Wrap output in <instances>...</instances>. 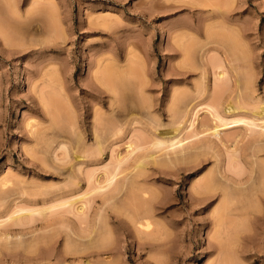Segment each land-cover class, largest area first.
Listing matches in <instances>:
<instances>
[{"label":"rangeland","instance_id":"rangeland-1","mask_svg":"<svg viewBox=\"0 0 264 264\" xmlns=\"http://www.w3.org/2000/svg\"><path fill=\"white\" fill-rule=\"evenodd\" d=\"M255 113L264 0H0V264H264Z\"/></svg>","mask_w":264,"mask_h":264},{"label":"bare ground","instance_id":"bare-ground-1","mask_svg":"<svg viewBox=\"0 0 264 264\" xmlns=\"http://www.w3.org/2000/svg\"><path fill=\"white\" fill-rule=\"evenodd\" d=\"M205 72H206V71H205ZM222 74H224V73H222ZM222 74L219 73V74L217 75V76H218V79L215 80V81H220V80H222V79H223V78H221V77H222ZM215 83H218V82H215ZM202 84H203V83H202ZM216 85H218V84H216ZM216 85H215V86H216ZM219 86H220V85H219ZM201 89H203L202 86H201ZM204 89H206V87H205ZM204 89H203V90H204ZM217 89H218V88H217ZM203 90H202V91H203ZM213 90H214V89H213ZM204 91H205V90H204ZM199 92H200V88H199ZM214 92H215V91H214ZM218 92H220V91H218ZM222 92H223V91H222ZM224 92H225V91H224ZM212 93H213V92H212ZM215 93H216V92H215ZM203 94H204V92H203ZM210 94H211V93H210ZM219 94H220V93H219ZM219 94L217 95L216 98H214V99H216L215 102L218 101V99H217L218 97H219V98L221 97V94H220V95H219ZM214 97H215V95H214ZM180 98H181V97H180ZM222 99H223V97H222ZM230 99H231V98H230ZM220 100H221V99H220ZM220 100L217 102V104H216L215 102H214V104H212V103H211V100H210L209 103H211V104H210V105H207V106L209 107V111H210V112H211V111L215 112V113L212 112V114H214V115H213L214 118L216 119V120H215V121H216V124H218V125H216V126L214 127V129H215V130H214V131H215L214 133H215V134L217 133L218 128H219V126H221V124H222V125H225V124H227V123L238 124V123H241V122H242V123H246V124H251V123H252V124L255 125V122H254V123H253V121H252V122H248V121H251V120H249V119H245V117H244V118H241V117H240V118H237V117H234L233 115H232V118H230V119L227 120V121H229V122H227L226 119H225L224 117H222V115L220 114L221 112L219 113V111H220L219 109H220V107L223 105L222 102H221ZM180 101L182 102V100H180ZM213 101H214V100H213ZM50 102H51V101H50ZM50 102H49V103H50ZM178 102H179V101H178ZM207 103H208V102H207ZM180 104H181V103H180ZM228 104H229V103H228ZM231 105H232V104H230V106H229V111L232 110V112H233L234 107L232 106V107H233V108H232ZM175 106H176V105H175ZM175 106H174V107H175ZM177 107H180V106H177ZM175 108H176V107H175ZM175 108H174V109H175ZM187 109H188V108H187ZM236 109H237V108H236ZM239 109H240V108H239ZM239 109H237L236 111H238ZM176 110H177V109H176ZM182 110H183V109H182ZM256 110H257V108H256ZM256 110H254V112H255ZM258 110H259V108H258ZM258 110H257V111H258ZM173 111H174V110H173ZM179 111H180V110H179ZM227 111H228V110H227ZM227 111H226V112H227ZM180 112H181V111H180ZM232 112H231V114H232ZM186 113H187V112H186ZM259 113H260V112H259ZM182 114H183V113H182ZM184 114H185V113H184ZM184 114H183V115H184ZM175 115H176V114H175ZM236 115H237V114H236ZM260 115H261V114H260ZM226 116H227V115H226ZM253 116H255V118L257 117V119L262 120V117L257 116V113H255V115H253ZM253 120H255V119L253 118ZM225 121H226V122H225ZM256 121H257V120H256ZM219 122H221V124H220ZM191 124L194 125V121H193ZM262 124H264V119L262 120ZM262 124H260V125L262 126ZM31 126H32V125H31ZM31 126H30V127H31ZM255 126H256V125H255ZM263 126H264V125H263ZM32 127H33V126H32ZM32 127H31V128H32ZM178 127H179V126H178ZM180 130H181V129H180ZM177 138H178V137H177ZM172 139H173V138H172ZM179 139H180V138H179ZM164 140H165V139H164ZM164 140H157L156 145L159 146V148H162L163 145H164V146L166 145L165 147H170V146H173V147H174V145H176V144L180 141V140H177V139H175V138H174V140H170V139H169L170 141L166 139L167 141H169V144H166L167 142H165ZM175 140H177V141H175ZM173 141H174V142H173ZM181 142H182V141H181ZM50 144H53V143H50ZM179 144H180V143H179ZM63 146H64V145H63ZM63 146H62V147H63ZM99 146H100V145H99ZM157 146H156V147H157ZM160 146H161V147H160ZM164 146H163V147H164ZM254 146H256V145H254ZM48 147H49V145H48ZM101 147H102V146H101ZM156 147H155V148H156ZM51 148H52V146H51ZM51 148H50V149H51ZM64 148H66V147H64ZM67 148H68V147H67ZM157 148H158V147H157ZM97 149H98V148H97ZM97 149H96L97 152L101 151V150H100L101 148L98 149L99 151H98ZM102 149H103V148H102ZM94 150H95V149H94ZM64 151H67V150H64ZM92 152H95V151H92ZM64 153H65V152H64ZM90 153H91V152H90ZM90 153H89V154H90ZM236 153H237V150L235 151V153H233V154H235V155H234V158H233V155H232V156L230 155V156H231V159H232V163H234L235 159H237V158L239 157V156H238V155H239V152L237 153L238 155H236ZM66 154H68V153H66ZM95 154H96V153H95ZM178 154H180V153H178ZM254 154H255V153H254ZM98 156H99V155H98ZM175 156H176V155H175ZM187 156H188V155H187ZM230 156H229V157H230ZM235 156H236V158H235ZM157 157H158V155H157ZM179 157H180V156H179ZM189 157H190V156H189ZM250 157H251V156H250ZM65 158H66V156H65ZM154 158H156V157H154ZM176 158H178V156H177ZM189 159H190V158H189ZM233 159H234V161H233ZM167 160H168V159H167ZM182 160H184V159H182ZM229 160H230V159H229ZM184 161H185V160H184ZM140 162H141V161H140ZM176 162H177V161H176ZM169 163H170V162H169ZM171 163H172V160H171ZM145 164H146V163H145V159H144V160H142V162H141L138 166H136V168H137L138 170H139V169H143V168H145V166H146ZM238 164H239V163H238ZM229 165H230V164H229ZM231 166H232V165H230L229 168H232L234 165H233L232 167H231ZM235 167H236V169H238V168H239V169H238L237 171H234L233 169H235ZM235 167L232 168V170H233L234 172H236V173H235L236 176H237L239 173L242 174L243 171H246V170H244L245 168H244L243 170L240 169V164H239V166H235ZM242 167H243V166H242ZM242 167H241V168H242ZM262 168H264V166H263V167L261 166V170H262ZM137 169H136L135 171H137ZM227 169H228V166H227ZM236 169H235V170H236ZM115 170H116V169H115ZM232 170H231V171H232ZM239 170H240V172H239ZM109 171L111 172V170H109ZM113 171H114V170H113ZM113 171H112L111 174H108V176H107V177H108V178H107V182H108V183H106V185H107V184L110 185V186L113 185V184L115 185L114 182H115V177H116V175H117V174H116L117 171H116L115 173H114ZM135 171H134V172H135ZM241 171H242V172H241ZM256 171H258V170H256ZM256 171L254 170L255 173H256ZM262 171H263V170H262ZM262 171H261V173H262ZM107 172H108V171H107ZM110 172H108V173H110ZM140 172H141V171H140ZM220 173H222V172L220 171ZM245 173H246V172H245ZM133 174H134V173H133ZM141 174H142V173H141ZM241 174H239V176H241ZM217 175H218V174H217ZM242 175H244V174H242ZM131 176H132V175H131ZM137 176H138V175H137ZM210 176H211V175H210ZM225 176H226V175H225ZM117 177H118V175H117ZM117 177H116V179H117ZM222 177H223V175H222ZM254 177H255V176H254ZM254 177H253V179H254ZM133 178H134V177H133ZM214 178H215V177H214ZM218 178H219V177H218ZM240 178H241V177H240ZM240 178L238 177V179H240ZM221 179H222V178H221ZM224 179H225V181H226V178H224ZM233 179H234V178H233ZM241 179H242V178H241ZM250 179H251V178H250ZM250 179H249V180H250ZM260 179H261V177H260ZM260 179H259V180H260ZM262 179H264L263 176H262ZM96 180H97V179H96ZM131 180H132V179H131ZM205 180H207V178H206ZM212 180H213V179H212ZM215 180H216V181L218 180L217 177H216ZM235 180H236V179H235ZM116 181H117V180H116ZM128 181H130V178H129ZM128 181H127V182H128ZM209 181H210V180H209ZM229 181H230V178L228 179L227 183H228ZM238 181H239V180H237V182H238ZM250 181H251V180H250ZM262 181H263V180H262ZM262 181H261V182H262ZM97 182H98V180H97ZM105 182H106V181H105ZM130 182H131V181H130ZM214 182H215V181H213V186H214ZM218 182H219V181H218ZM231 182H232V180L230 181V183H231ZM233 182H234V180H233ZM252 182L254 183V180L251 181V184L254 186V184H253ZM219 183H220V182H219ZM223 183H224V182H223ZM227 183H225L224 186L221 184L222 187H223V188H224V187H225V188H228V187H226ZM234 183H235V182H234ZM234 183H233V184L231 183V184L234 185ZM245 183H246V182H245ZM248 183H249V182H248ZM116 184H117V183H116ZM131 184H133V180H132V183H131ZM206 184H208V182H207ZM211 184H212V182H211ZM216 184H217V183H216ZM235 184H236V183H235ZM240 184H242V183H240ZM246 184H247V183H246ZM249 184H250V183H249ZM259 184H260V181H259ZM261 184H262V186L264 187V181H263V183H261ZM261 184H260V185H261ZM106 185H105V186H106ZM108 185H107V186H108ZM124 185H125V184H124ZM127 185H128V184H127ZM127 185H126V186H127ZM129 185H130V184H129ZM200 185H204V186H205V184H203V182H202ZM200 185H199V186H200ZM229 185H230V184H229ZM260 185H258V184L255 185V186H256V190H255V186H254V189H253V186H252V189L250 190V188H249L250 185H248L249 191H251V192L248 193V192H249V191H248V192H247V193H248L247 195L250 197L251 195H249V194H253L254 191H257V190L259 189V188H257V186H259V187L262 188V186H260ZM98 186H99V185H97V187H98ZM103 186H104V185H103ZM107 186H106V187H107ZM116 186H117V185H116ZM116 186H115V187H116ZM206 186H207V185H206ZM211 186H212V185H211ZM219 186H220V184H219ZM219 186L216 185V187H219ZM242 186H243V185H242ZM244 186H245V184H244ZM244 186H243V187H244ZM112 187L114 188V186H112ZM128 187H129V186H127L126 189H128ZM133 187H134V186H133ZM239 187H241V186L239 185ZM245 187H246V186H245ZM250 187H251V186H250ZM94 188H95V187H94ZM98 188H100V190H99V193H100V191H102L101 188H103V187H101V185H100ZM104 188H105V187H104ZM104 188H103V190H104ZM108 188H109V187H107L106 189H108ZM129 188H130V187H129ZM214 188H215V186H214ZM223 188H222V189H223ZM225 188H224V189H225ZM235 188H236V187H231V189H229V190L232 191V189H235ZM92 189H93V188H92ZM95 189H96V188H95ZM131 189H132V187H131ZM201 189H202V188H201ZM206 189H207V188H206ZM236 189H237V188H236ZM236 189H235V190H236ZM244 189H245V188H244ZM244 189H243V190H244ZM114 190H116V189H114ZM128 190H130V189H128ZM133 190H134V189H133ZM135 190H136V189H135ZM141 190H142V189H141ZM141 190H139L138 193H139ZM144 190H145V189H144ZM196 190H197V188H196ZM208 190H209V189H208ZM210 190H211V189H210ZM212 190H213V188H212ZM239 190H241V189L239 188ZM245 190H248L247 187H246ZM95 191H96V190H95ZM104 191H106V190H104ZM104 191H103V192H104ZM111 191H112V190H111ZM120 191H121V190H120ZM142 191H143V190H142ZM142 191H141V192H142ZM203 191H204V190H203ZM233 191H234V190H233ZM237 191H238V190H237ZM263 191H264V188H263ZM97 192H98V189H97ZM97 192H96V193H97ZM116 192H118V191H116ZM130 192H131V190H130ZM141 192H140V193H141ZM222 192H223V191H222ZM225 192H226V193H225ZM234 192H235V191H234ZM239 192H240V191H238L237 194H239ZM257 192H259V191H257ZM104 193H105V192H104ZM107 193H108V192H107ZM131 193H133V191H132ZM140 193H139V194H140ZM142 193H143V192H142ZM145 193H146V192H145ZM198 193H199V191H198ZM205 193H206V192H205ZM224 193H225L226 195L228 194L227 196H228V198H229V195H230V194L227 192L226 189H225ZM224 193H223V195H224V197H225V194H224ZM242 193H243V192H242ZM263 193H264V192H262V195H261V193H260V195L262 196V198H264ZM136 194H137V192H136ZM122 195H123V192H122ZM133 195H134V194H133ZM231 195H232V194H231ZM231 195H230V196H231ZM260 195L258 194V196H260ZM105 196H106V195H105ZM134 196H135V195H134ZM134 196H131V197H134ZM141 196H142V195H141ZM146 196H147V195H146ZM227 196H226V198H227ZM232 196H234V194H233ZM243 196H244V195H243ZM253 196H254V195H253ZM253 196H252L251 198H253ZM258 196H257V198H258ZM261 196H260V197H261ZM111 197H112V196H111ZM111 197H110V198H111ZM131 197H130V198H131ZM224 197H223V198H224ZM235 197H236V196H235ZM238 197H239V199H240V195L237 196V198H238ZM254 197H256V196H254ZM112 198H113V197H112ZM137 198H138V197H137ZM143 198H144V197H143ZM223 198H222V199H223ZM104 199H106V198H104ZM134 199H135V198H134ZM146 199H147V198H146ZM258 199H259V198H258ZM258 199H257V200H258ZM142 200H143V199H142ZM237 200H238V199H237ZM252 200H253V202H255V203H256V202L259 203V201H257L256 198H255L256 201H254V199H252ZM262 200H263V199H262ZM109 201L112 202L113 200L109 199V200L107 201V203H110ZM146 201H147V200H146ZM223 201H225V199H224ZM235 201H236V200H235ZM66 202H67V201H66ZM68 202H69V201H68ZM228 202H229V204H232L230 201H228ZM253 202H252V204H253ZM61 203H62V202H61ZM142 203H144V202H142ZM233 203H234V202H233ZM240 203H241V202H240ZM144 204H145V203H144ZM144 204H143V205H144ZM256 204H257V203H256ZM53 205H54V204H53ZM84 205H85V204H84ZM86 205H87V204H86ZM106 205H107V204H105V206H106ZM232 205H233V204H232ZM254 205H255V204H254ZM257 205H258V204H257ZM108 206H109V204H108ZM222 206H224V204H223ZM225 206H226V204H225ZM255 206H256V205H255ZM19 207H20V206H19ZM19 207H18V208H19ZM22 207H24V208H19L20 210H18V209H16V210H17L19 213H20V212H25V211H26V210H25L26 207H25V206H22ZM82 207H83V206H82ZM144 207H145V206H144ZM242 207H243V206H242ZM248 207H249V206H248ZM253 207H254V206H253ZM259 207H260V206H259ZM28 208H29V207H28ZM31 208H32V207H31ZM226 208H228V207L226 206ZM237 208H238V207H237ZM254 208H255V207H254ZM35 209H36V208H35ZM145 209H146V207H145ZM240 209H241V210H243V209L245 210L244 207H243V209H242V208H240ZM256 209H257V207H256ZM16 210H15L14 212H16L15 214L18 215V212H17ZM27 210H28V209H27ZM31 210H32V209H29V211H31ZM39 210H40V209H39ZM78 210H79V209H78ZM221 210H222V208H221ZM226 210H227V209H226ZM229 210H230V209H229ZM246 210H248V209H246ZM250 210H251V209H250ZM260 210H261V209H260ZM260 210H259V212H260ZM82 211H83V210H82ZM257 211H258V210H257ZM144 212H145V211H144ZM217 212H218V211H217ZM230 212H231V211H230ZM246 212H247V211H246ZM246 212H245V213H246ZM26 213H27V211H26ZM219 213H220V212H219ZM261 213H262V212H261ZM20 215H21V214H20ZM241 215H242V214H241ZM25 216H26V215H25ZM143 216H144V215H143ZM259 216H260V215H259ZM144 217H145V216H144ZM85 219H86V218H85ZM142 220H144V219H142ZM141 223H142V222H141ZM143 223H144V222H143ZM82 224H84V223H82ZM145 224H146V223H145ZM145 224H144V225L142 224V225H143L146 229L149 230L148 227H149L150 225L148 224V222H147L146 225H145ZM107 225H108V224H107ZM142 225H141V226H142ZM81 226H82V225H81ZM84 227H87V226L85 225ZM106 227H107V226H105V229H107ZM108 228H109V227H108ZM68 229H69V228H68ZM70 229H71V228H70ZM81 229H83V231H84V230L87 229V228H81ZM88 229H89V228H88ZM91 229H92V228H91ZM143 229H144V228H143ZM71 230H73V229H71ZM86 231H87V230H86ZM88 231H90V230H88ZM107 232H108V231H107ZM140 232H141V231H140ZM145 232H146V231H145ZM75 233H76V232H75ZM79 233H80V231H79ZM84 233H85V232H84ZM104 233H105V232H104ZM77 234H78V233H77ZM86 234H87V233H86ZM89 234H90V232H89ZM89 234H87V235H89ZM75 236H76V235H75ZM80 236H81V234H80ZM82 236H83V235H82ZM9 237H10V236H8V238H9ZM17 237H18V235H17ZM17 237H16V239H17ZM90 237H91V236H90ZM8 238H7V239L4 238V239L8 240ZM11 238H12V237H10L9 239H11ZM19 238H20V237H19ZM19 238H18V240H19ZM89 239H90V238H89ZM1 240H2V237H1ZM1 240H0V241H1ZM20 240H22V239H20ZM109 242H111V241H109ZM106 243H107V242H106ZM102 245H103V243H102ZM107 245H109V244H107ZM105 249H107V248H105ZM223 252H224V251H223ZM220 255H221V254H220ZM227 257H228V256H227ZM219 258H220V257H219ZM221 258H222V257H221ZM108 259H109V258H108ZM222 260H223L224 262L226 261V259H222ZM223 261L220 262V260H218V261L216 262V264H217V263H218V264H220V263L223 264V263H222ZM219 262H220V263H219ZM226 262H227V261H226ZM103 263H104V264H111V261H110V263H109V261H105V262H103ZM112 263H113V262H112Z\"/></svg>","mask_w":264,"mask_h":264}]
</instances>
